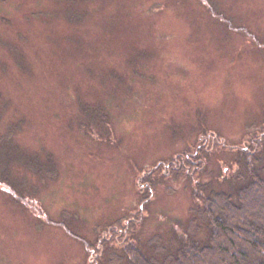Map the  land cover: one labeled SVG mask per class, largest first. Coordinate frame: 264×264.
Returning <instances> with one entry per match:
<instances>
[{
  "label": "rangeland",
  "instance_id": "obj_1",
  "mask_svg": "<svg viewBox=\"0 0 264 264\" xmlns=\"http://www.w3.org/2000/svg\"><path fill=\"white\" fill-rule=\"evenodd\" d=\"M262 133L264 0H0V264H161Z\"/></svg>",
  "mask_w": 264,
  "mask_h": 264
},
{
  "label": "trees",
  "instance_id": "obj_2",
  "mask_svg": "<svg viewBox=\"0 0 264 264\" xmlns=\"http://www.w3.org/2000/svg\"><path fill=\"white\" fill-rule=\"evenodd\" d=\"M255 146L257 152H244L251 157L246 162L247 179L234 194L211 190L193 210L206 223V241L194 237L200 230L194 217L190 226L193 237L179 240L161 264H264V170L256 167L258 151L264 160V133ZM127 242L121 243L124 257L114 255L112 263L122 264L123 259L124 264H155Z\"/></svg>",
  "mask_w": 264,
  "mask_h": 264
},
{
  "label": "flooded vegetation",
  "instance_id": "obj_3",
  "mask_svg": "<svg viewBox=\"0 0 264 264\" xmlns=\"http://www.w3.org/2000/svg\"><path fill=\"white\" fill-rule=\"evenodd\" d=\"M196 152H198V151H196ZM183 159V158H182ZM188 159V163H190V164H194V160L193 159H191L189 156H186V158H184L183 160H187Z\"/></svg>",
  "mask_w": 264,
  "mask_h": 264
}]
</instances>
